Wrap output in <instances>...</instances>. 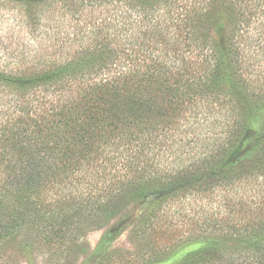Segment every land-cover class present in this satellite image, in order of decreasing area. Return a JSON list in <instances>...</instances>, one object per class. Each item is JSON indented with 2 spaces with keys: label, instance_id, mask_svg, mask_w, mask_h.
Returning a JSON list of instances; mask_svg holds the SVG:
<instances>
[{
  "label": "trees",
  "instance_id": "trees-1",
  "mask_svg": "<svg viewBox=\"0 0 264 264\" xmlns=\"http://www.w3.org/2000/svg\"><path fill=\"white\" fill-rule=\"evenodd\" d=\"M10 1L47 40L0 68V256L134 208L106 264H264V0Z\"/></svg>",
  "mask_w": 264,
  "mask_h": 264
},
{
  "label": "rangeland",
  "instance_id": "rangeland-1",
  "mask_svg": "<svg viewBox=\"0 0 264 264\" xmlns=\"http://www.w3.org/2000/svg\"><path fill=\"white\" fill-rule=\"evenodd\" d=\"M29 12L10 0H0V68L8 67L10 70L23 71L32 65V58L28 55V47L33 49V40L46 41L47 30L32 34ZM31 41V42H28ZM28 46V47H27ZM26 55V57H24ZM24 57V58H23ZM251 127L259 131L264 122L263 112H251ZM124 217L122 213L102 229L90 232L85 239L86 254H72L60 264H106L107 257L115 250L130 251L139 256L144 252L140 246L142 241L132 239V225L142 215L141 210L129 209ZM19 239H11L5 244L6 251L0 256V264H56V260L47 258L42 254L33 252L28 254L18 247ZM4 250V248L2 247ZM1 254V253H0Z\"/></svg>",
  "mask_w": 264,
  "mask_h": 264
}]
</instances>
